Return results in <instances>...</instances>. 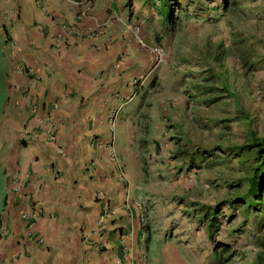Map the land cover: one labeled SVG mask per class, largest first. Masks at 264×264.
Instances as JSON below:
<instances>
[{
  "label": "rangeland",
  "instance_id": "obj_1",
  "mask_svg": "<svg viewBox=\"0 0 264 264\" xmlns=\"http://www.w3.org/2000/svg\"><path fill=\"white\" fill-rule=\"evenodd\" d=\"M35 1L0 0V97L15 89V66L25 67L19 41L32 27L39 40L49 35L39 10L57 22L79 12L66 0ZM164 1L168 19L160 0L91 6L107 24L99 39L132 45L139 60L136 93L111 117L112 146L143 191L136 204L146 235L176 246L178 264H250L262 219L230 204L246 170L229 147L245 143L248 131L264 136V0ZM5 111L3 103L0 135Z\"/></svg>",
  "mask_w": 264,
  "mask_h": 264
},
{
  "label": "crops",
  "instance_id": "obj_2",
  "mask_svg": "<svg viewBox=\"0 0 264 264\" xmlns=\"http://www.w3.org/2000/svg\"><path fill=\"white\" fill-rule=\"evenodd\" d=\"M94 1L66 0L79 12L58 22L39 10L45 39L21 27L25 67L0 97V264H178L177 247L138 224L143 191L112 146L111 117L136 93L139 60L132 45L101 41L107 24L90 12Z\"/></svg>",
  "mask_w": 264,
  "mask_h": 264
},
{
  "label": "trees",
  "instance_id": "obj_3",
  "mask_svg": "<svg viewBox=\"0 0 264 264\" xmlns=\"http://www.w3.org/2000/svg\"><path fill=\"white\" fill-rule=\"evenodd\" d=\"M159 11L164 19L169 18V6L165 5L164 0H160ZM2 31L5 30L2 29ZM229 150L234 158H239L246 170L245 176L240 180L245 188L240 190V185H238L239 189L236 190L230 204L243 207L244 218L252 213L257 219H262V223L257 224L258 230L255 236L257 251L250 264H264V136L255 137L251 131H248L245 143L229 147ZM208 221L214 223L215 217H210ZM212 226V224L208 225V231Z\"/></svg>",
  "mask_w": 264,
  "mask_h": 264
},
{
  "label": "built area",
  "instance_id": "obj_4",
  "mask_svg": "<svg viewBox=\"0 0 264 264\" xmlns=\"http://www.w3.org/2000/svg\"><path fill=\"white\" fill-rule=\"evenodd\" d=\"M66 32H67V27L65 25H61V27H60V33L61 34H66ZM95 36H96V33L93 32V31H91V30H89V31L86 32V37L88 39L89 38H95ZM59 38H60V36H59ZM11 47H12V45H11ZM133 83H134V81H133ZM138 224L140 226H142V225L145 224V219L142 216H139V218H138ZM142 239H144V235H141V240ZM120 243L122 245V252H123V254L125 256V255H127L128 248H129L128 243H127V237L125 236V237L121 238ZM138 250H139V253L141 254L140 260L144 263L145 257L142 255L143 254L142 247L140 246Z\"/></svg>",
  "mask_w": 264,
  "mask_h": 264
},
{
  "label": "clouds",
  "instance_id": "obj_5",
  "mask_svg": "<svg viewBox=\"0 0 264 264\" xmlns=\"http://www.w3.org/2000/svg\"><path fill=\"white\" fill-rule=\"evenodd\" d=\"M133 81H134V83L136 82L135 80H133ZM133 81H132V84L134 85ZM139 216H141V215H138V217H139ZM137 221H138V218H137ZM144 225H146V222H145Z\"/></svg>",
  "mask_w": 264,
  "mask_h": 264
}]
</instances>
